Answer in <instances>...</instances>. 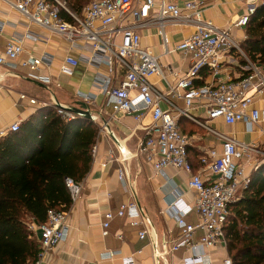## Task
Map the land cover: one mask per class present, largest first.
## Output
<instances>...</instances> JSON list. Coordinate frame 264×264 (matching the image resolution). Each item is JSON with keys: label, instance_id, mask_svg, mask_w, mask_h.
Wrapping results in <instances>:
<instances>
[{"label": "built area", "instance_id": "2783aa9c", "mask_svg": "<svg viewBox=\"0 0 264 264\" xmlns=\"http://www.w3.org/2000/svg\"><path fill=\"white\" fill-rule=\"evenodd\" d=\"M2 1L28 22L62 36L69 51L86 48L88 56L81 58L87 64L105 67V75L97 81L98 90L114 114L132 115L136 121L144 115L149 116L150 123L141 128L144 136L137 144V154L143 157L155 174L166 168L187 174L185 189L192 195L191 205L182 203L180 192L166 201V211H176L172 215L178 231L168 251L201 250L210 253L217 246L225 247L222 227L228 205L246 187L251 171H248L250 164L244 158L249 159L251 152L258 153V147L221 134L210 127V122L219 120L225 126L244 123L247 132L255 128L258 135L264 136V107L254 106L255 95L264 92V65L250 62L229 35V30H216L209 23L201 21L204 1L90 0L80 16L70 12L59 0ZM263 4L264 0H244V13L232 27L244 28L249 16ZM60 12H64L70 21H64ZM166 21L193 29L170 50L164 33ZM150 25L157 28L163 54L178 53L187 62L183 75L171 73L173 84L166 82L158 60L140 47L138 29ZM223 50H233L239 55L243 61V74L237 79L204 83L202 71L212 76L220 73L219 55ZM22 52L21 40L7 41L0 47V66L13 70L17 65L29 71L42 66V60L36 57L20 59ZM77 63L78 59L65 56L59 66V73L70 76ZM153 77L166 83V92L153 86L150 82ZM18 98L20 101L26 99L24 95ZM174 100L181 102V107ZM27 102L30 105L36 103L34 99H27ZM84 102L90 103V99L86 98ZM50 105L54 107L55 115L63 121L75 117L70 107L57 104L53 97ZM41 106L47 105L42 103ZM195 108L202 109L201 117L190 114ZM180 117L219 141V152L212 147L201 150L200 168L196 172H192L186 152L191 139L178 128ZM18 126L19 122L16 121L0 130V138L17 131ZM94 154L95 146L91 149L92 158ZM262 155L264 157V151ZM106 157L115 160L111 149L106 152ZM123 160L116 158L117 162ZM116 173L121 186L129 185L130 193L133 194L131 185L126 181L124 167L120 166ZM202 173L212 178H203ZM63 183L72 204L79 196L81 185L69 178H65ZM190 214L194 215V220L187 222L185 219ZM66 215V212L50 209L46 211L43 223L26 222L27 231L39 246L32 264H41L56 245L65 240ZM115 218H127L129 227L135 229L139 241L144 240L149 233L146 219L133 200L121 203L114 212L108 211L102 215V237L107 236L109 223ZM116 239L121 240V235H117ZM117 255L116 251H105L100 254V259ZM185 261L194 264L192 258ZM221 264H231L230 259L226 256Z\"/></svg>", "mask_w": 264, "mask_h": 264}, {"label": "crops", "instance_id": "0c3cea01", "mask_svg": "<svg viewBox=\"0 0 264 264\" xmlns=\"http://www.w3.org/2000/svg\"><path fill=\"white\" fill-rule=\"evenodd\" d=\"M198 1L205 3L201 21L209 23L216 30H229L233 41L234 37H239V44L244 38V28L237 29L232 24L244 13V0ZM192 31L191 27L172 25L166 21L164 33L167 48L172 49ZM138 34L140 47L158 60L167 83L173 84L171 73L179 76L185 73L187 62L180 54H163L161 39L155 26L140 28ZM9 40H21L23 52L20 59L32 56L41 59L43 64L35 71L17 65L13 70L0 66V130L16 121L20 123L25 120L41 108L42 103L50 105L52 97L57 104L70 108L75 107L76 103H84L93 120L91 122L98 128L90 169L80 182L78 198L66 211V238L56 245L41 264H155L152 250L154 244L158 264H189L185 261L189 258L193 259L194 264H221L226 257L223 246L215 247L210 253H203L201 250L168 251L178 231L172 215L176 211L172 209L168 213L166 201L180 192L182 203L191 205L192 195L185 189L188 175L171 168L155 174L143 157L136 155L137 144L144 136L141 128L150 123L149 116L144 115L136 121L132 115L114 114L111 111L106 98L98 90L97 81L100 76L105 75V67L101 64H87L81 58L88 56L86 48L69 51L62 36L28 22L0 0V47ZM67 55L78 59L70 76L61 75L58 70ZM219 68L220 73L215 76L205 71L202 81L208 83L237 79L244 72L241 70V59L233 50L220 52ZM150 82L161 92H166L167 85L164 81L153 77ZM19 95H24L26 99L20 101ZM86 98L90 99V103L84 102ZM27 99H34L36 103L30 105ZM255 100L254 106L264 107V92L255 95ZM178 107H181V102ZM190 114L199 118L202 109L195 108ZM102 120L107 122L119 143L131 153V157L125 158L123 162L116 161V158L121 157L101 130ZM210 127L237 142L264 145V136L258 135L255 128L247 132L244 123L225 126L221 121L214 120L210 122ZM202 131L187 135L191 139L189 147L198 151L212 147L219 152V141ZM109 149L115 160L107 159L106 152ZM120 166L124 167L126 181L131 185L133 194L130 193L129 185L121 186L117 180L116 171ZM202 177L212 178L205 173H202ZM130 200L135 202L146 219L149 233L145 239L137 240L136 231L129 227L127 218L113 219L109 223L107 236L102 237V215L108 211L114 212L119 204ZM185 220L192 222L194 215H188ZM117 235H121V240L116 239ZM161 241L167 249L165 255L161 254ZM105 251H116L118 255L100 259V254Z\"/></svg>", "mask_w": 264, "mask_h": 264}, {"label": "trees", "instance_id": "16d2710c", "mask_svg": "<svg viewBox=\"0 0 264 264\" xmlns=\"http://www.w3.org/2000/svg\"><path fill=\"white\" fill-rule=\"evenodd\" d=\"M59 1L80 16L90 0ZM59 15L70 21L64 12ZM243 33L238 44L242 53L250 62L264 65V4L249 16ZM177 124L185 136L202 131L183 117ZM97 136L91 121L81 117L63 121L47 105L21 121L17 131L0 138V264L34 262L39 246L26 222L43 223L50 209L67 211L71 204L64 179L80 183L85 178ZM186 152L196 172L202 152L191 146ZM222 231L231 264H264V162L250 172L246 187L228 205Z\"/></svg>", "mask_w": 264, "mask_h": 264}, {"label": "water", "instance_id": "95a60500", "mask_svg": "<svg viewBox=\"0 0 264 264\" xmlns=\"http://www.w3.org/2000/svg\"><path fill=\"white\" fill-rule=\"evenodd\" d=\"M69 110L74 114L75 117H81V118H84L86 120L91 121L89 111L86 109V105L84 103H76L75 107L70 108ZM101 126H102V130L104 131V134L112 142L114 148L119 153L120 157L123 159H125L127 157H131L132 156L131 153L119 143V140L115 137V135L112 133V131L108 127L107 122L102 120ZM152 250L154 252L155 264H158V262H157L158 253L156 251V245L155 244L152 246ZM166 253H167V249L164 246V243L161 241V254L165 255Z\"/></svg>", "mask_w": 264, "mask_h": 264}, {"label": "rangeland", "instance_id": "374dc122", "mask_svg": "<svg viewBox=\"0 0 264 264\" xmlns=\"http://www.w3.org/2000/svg\"><path fill=\"white\" fill-rule=\"evenodd\" d=\"M240 35V34H239ZM239 37H234V41L237 43L238 42V39ZM238 44V43H237ZM177 106H179V103L180 102H178V101H176V100H174L173 101ZM206 135V134H205ZM207 136V135H206ZM205 137V136H204ZM141 140V139H140ZM246 141H248V139H246ZM248 143V142H247ZM247 143H244V144H247ZM258 148H257V150H258V153H253V152H251V154H250V158L248 159V158H244V161L245 162H249V168H248V166H247V168H248V171L250 170L251 172L254 170V167L256 166V165H260L261 163L260 162H264V161H262V159H264V157H263V155H262V152L264 151V145L263 146H257ZM259 152H261V153H259ZM136 155H137V151H136ZM137 156H139V155H137ZM257 166V167H258ZM256 167V168H257Z\"/></svg>", "mask_w": 264, "mask_h": 264}]
</instances>
